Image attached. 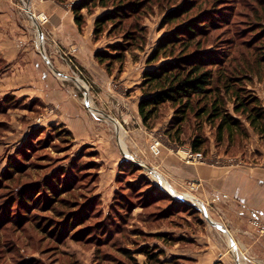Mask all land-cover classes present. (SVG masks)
<instances>
[{
	"label": "rangeland",
	"instance_id": "obj_1",
	"mask_svg": "<svg viewBox=\"0 0 264 264\" xmlns=\"http://www.w3.org/2000/svg\"><path fill=\"white\" fill-rule=\"evenodd\" d=\"M5 1L12 3L0 5V264H264L261 232L246 240V228L232 231L228 213L218 209V195L211 188L196 180L179 182L160 165L167 148L190 164L264 172V135L241 117L242 130L231 137L224 130L221 140L219 119L191 113L174 140L168 133L175 112L170 105L160 109L152 128L147 127L135 104L142 81L129 85L119 79L125 63L121 67L116 62L108 71L97 61L106 73L82 65L75 57L77 49H66L50 35V13L42 10L48 0L0 4ZM82 1L63 3L73 9ZM119 1L83 9L84 27L88 16L95 24L97 16L113 12ZM125 1L142 4L137 13L121 17L122 22L118 17L109 22L99 48L107 50L112 43L127 42L123 35H133L127 58L137 51L134 57H142L146 66L160 39L179 23L165 22L167 12H178L188 2ZM198 4L182 21L199 13L212 20L198 39L222 58L215 67L217 75L223 80L241 77L236 87L264 103V65L259 69L257 63L264 49V0ZM214 7L227 9L221 20L204 11ZM36 21L44 32L43 43ZM249 65L252 68L244 70ZM233 101L227 103L228 111L241 116ZM104 113L122 126L129 156L114 121ZM196 135L205 139L206 159L188 162L185 150L194 152L191 141ZM227 144L234 152H224ZM156 174L166 178L173 191ZM26 192L36 200L29 208ZM250 224L264 231L255 217Z\"/></svg>",
	"mask_w": 264,
	"mask_h": 264
},
{
	"label": "trees",
	"instance_id": "obj_2",
	"mask_svg": "<svg viewBox=\"0 0 264 264\" xmlns=\"http://www.w3.org/2000/svg\"><path fill=\"white\" fill-rule=\"evenodd\" d=\"M57 1L63 2L64 0ZM199 1L187 0L188 5L183 4V8L178 12H175V9L167 12L165 22L178 20L179 23L172 33L160 39L148 57L149 67L145 69L141 83L143 91L138 101V113L143 123L152 128L160 109L166 105L172 106L175 112L168 133L174 140L180 138L191 113L197 117H206L209 121L219 119L218 129L221 140L224 130L230 132L228 137H231L233 131L242 130L241 117H245L254 131L264 135V103L261 98L250 92L247 93L242 87H236L242 81L241 77L228 75L224 80L219 78L215 67L220 64L222 58L218 52L215 53L214 49L204 48L201 39H198L203 32L208 30L207 27L212 20L199 13L182 21L186 13L199 6ZM108 4L109 0H83L81 3L74 4L73 12L79 29L82 30L86 22L83 9L91 6L107 7ZM141 4V1L120 0L113 12L108 11L97 16L93 29L95 38L99 40L100 34L107 30L109 22L117 17L122 22L121 17L137 13ZM224 6H227V9L230 7V5ZM227 9L222 11L220 7H214L204 11L210 12L209 16L213 19L221 20L222 14L224 15ZM123 36V39H128L127 42L112 43L107 50L99 48L95 52L96 60L105 65L108 71L112 69L114 63L119 62L122 67L126 61L127 52L130 50L129 40L133 38V35ZM262 52L263 54L257 60L259 69L264 65V49ZM251 68L252 66L249 65L244 70ZM236 69L241 71L240 67ZM230 99H234V110L241 116L228 111L227 103ZM243 130L245 132V129ZM204 145L205 139L200 135H196L191 141L192 149L196 153L207 154ZM234 150V148L230 149L227 144L224 152L230 154ZM50 189L52 191V188ZM167 196L173 199L171 194ZM23 198L27 208L36 203L30 192H26Z\"/></svg>",
	"mask_w": 264,
	"mask_h": 264
},
{
	"label": "crops",
	"instance_id": "obj_3",
	"mask_svg": "<svg viewBox=\"0 0 264 264\" xmlns=\"http://www.w3.org/2000/svg\"><path fill=\"white\" fill-rule=\"evenodd\" d=\"M11 3L12 1L10 3L5 1V3L0 5L10 6ZM42 10L50 13V23L47 26L50 35L55 39L61 40L66 49H77L75 57L79 59L82 65L101 69L95 58V52L101 47L99 45L101 41L103 42V39L97 41L93 35L94 24L92 20L94 17L92 15L88 16V25L80 30L75 21L73 9L66 6L65 3L57 0H48L42 5ZM3 18L6 17L3 16ZM3 35L6 34L3 33ZM136 52L133 55H129L125 61L123 72L119 74V79L126 80L124 82L129 85L143 81L144 71L149 67L148 63L143 66L142 57L140 60L134 57V55L138 54ZM101 70L106 73L104 68ZM112 76H115V74ZM107 77L110 76L107 75ZM110 80L108 78V81ZM131 80L132 83H130ZM140 97L141 95L135 102L136 110H138ZM161 161L162 164L160 165L167 172V175L172 176L173 179L182 183L188 179L196 180L202 186L207 185L208 188H211L214 195H218V209L223 211L225 215L228 213L229 223H232V231H244L246 228L248 230V236H244L246 240H251L250 234L259 231L262 233V240L264 241V231L255 229L250 224L253 217L259 219L260 222H264V172L237 168L225 169L196 163L190 164L182 161L177 153L167 148L164 150ZM209 196L206 195L205 197ZM239 215L244 218L246 227L241 226L242 218ZM249 245L250 247L254 246L249 243L246 244V246Z\"/></svg>",
	"mask_w": 264,
	"mask_h": 264
},
{
	"label": "bare ground",
	"instance_id": "obj_4",
	"mask_svg": "<svg viewBox=\"0 0 264 264\" xmlns=\"http://www.w3.org/2000/svg\"><path fill=\"white\" fill-rule=\"evenodd\" d=\"M34 19V18H33ZM34 22H35V20H34ZM43 41L44 40H42L41 39V43H43ZM39 42V41H38ZM40 44V43H39ZM77 82H78V84L80 85V86H82V87H84L85 89H87V87H88V85L83 81V80H81V79H77ZM91 106V110L93 111V112H95V113H99V111H96V109L92 106V105H90ZM114 123H115V125H116V128H117V130L119 131V133H120V145H121V147H122V149L127 153L128 151H127V146H126V142H125V134H124V131H123V128H122V126L119 124V123H116L115 121H114ZM156 177L160 180L161 179V182H162V184H163V186L166 188V189H168L169 191H173V189H172V186H170V184L168 183V181L166 180V178H164L163 176H161V175H159V174H156ZM156 178V179H157ZM221 228V227H220ZM224 231H226V230H224ZM226 233H228L227 231H226ZM227 235V234H226ZM232 237V236H231ZM235 242V241H234ZM234 245V244H233Z\"/></svg>",
	"mask_w": 264,
	"mask_h": 264
},
{
	"label": "built area",
	"instance_id": "obj_5",
	"mask_svg": "<svg viewBox=\"0 0 264 264\" xmlns=\"http://www.w3.org/2000/svg\"><path fill=\"white\" fill-rule=\"evenodd\" d=\"M155 144L157 146V152H158L159 151L158 147L160 146V141L159 140H156L155 141ZM185 153L187 154V158L186 159H187L188 162H190L192 160L204 161L206 159L205 156H204V154H202V153H195L191 149L185 150ZM255 220H256V223H259L260 227L262 229H264V226L260 224L259 219L258 220L255 219Z\"/></svg>",
	"mask_w": 264,
	"mask_h": 264
},
{
	"label": "water",
	"instance_id": "obj_6",
	"mask_svg": "<svg viewBox=\"0 0 264 264\" xmlns=\"http://www.w3.org/2000/svg\"><path fill=\"white\" fill-rule=\"evenodd\" d=\"M29 12H30V11H29ZM30 13H31V15L35 18V16L32 14V12H30ZM36 23H37L38 28H39V34H40V37H41V39L43 40V39H44V38H43L44 32H43V30H42V28H41L39 22L36 21ZM41 52L43 53L45 59H46L51 65H52V62H51L50 58L48 57V55L46 54L44 47H41ZM75 79H76V78H75ZM86 101L88 102V96L86 97ZM104 115H106L107 117L111 118V119H112L113 121H115L116 123H119V122H118L114 117H112L111 115L106 114V113H104ZM126 154H127V153H126ZM127 155H128V154H127ZM128 156H129V155H128ZM155 173H157V172H155ZM221 227L224 228L223 225H221ZM225 230H226L227 232H229L228 229H225Z\"/></svg>",
	"mask_w": 264,
	"mask_h": 264
}]
</instances>
